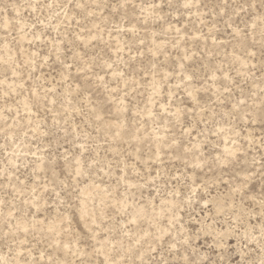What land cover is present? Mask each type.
I'll return each mask as SVG.
<instances>
[{"label": "rangeland", "instance_id": "rangeland-1", "mask_svg": "<svg viewBox=\"0 0 264 264\" xmlns=\"http://www.w3.org/2000/svg\"><path fill=\"white\" fill-rule=\"evenodd\" d=\"M184 4L0 0V264L103 261L93 245L120 264L173 260V211L193 235L213 215L199 197L239 208L238 185L258 215L264 0Z\"/></svg>", "mask_w": 264, "mask_h": 264}, {"label": "snow or ice", "instance_id": "snow-or-ice-1", "mask_svg": "<svg viewBox=\"0 0 264 264\" xmlns=\"http://www.w3.org/2000/svg\"><path fill=\"white\" fill-rule=\"evenodd\" d=\"M79 7H83L82 5H78ZM191 0H185L184 7H190ZM51 7V5H48ZM59 59V57H58ZM35 95V93H34ZM191 96L192 94L189 93ZM240 104H243L244 101H239ZM264 119V116H262ZM264 161V157L261 158ZM255 162V161H254ZM79 163V161H77ZM200 165H197L199 167ZM261 167L264 168V163L261 164ZM80 171L77 170V175H80ZM191 189L187 200L185 201L188 207L192 206L193 199L197 197L198 189L201 187L200 185H195ZM204 191L207 192V187L204 188ZM232 193H241L240 195V207L237 208L235 203V199L233 198L232 204L229 205L228 201L225 200L223 203H218L211 199H205L203 196H200L199 199H204V206L201 211H207L209 213H213L211 217L205 216L200 221V227L196 229L193 235H185L184 225L179 223V219L176 215V211H173L171 218L169 219V230L176 225L179 224V228L176 230V235L172 237L171 242L168 246V253H175V259L167 260L161 258L160 260H156L154 257H150L148 261L144 260V255L141 254L139 257L140 264H231V260H225V256L229 258L233 255V252L228 251L227 249L233 248V245L229 243L232 239L236 241V247L234 248L235 254H238L240 259L236 261V264H264V185H262L261 189V197L258 201L259 203V213L258 215L254 212L253 206L249 205L247 211L243 208V202L247 193L242 191L241 186H236L231 188ZM253 201L256 200V197H251ZM180 205H176L175 209L178 210ZM230 208L231 215L225 221H221L217 219V217H223L225 211ZM253 215H257L258 226H259V235L260 240L257 241L260 245V259L257 261L256 259L250 256L252 251L249 248V242L255 241L256 236L254 235L256 231V224H250V218ZM211 219L212 223H207L206 221ZM225 223L227 227H225ZM251 229V230H250ZM169 230H161L162 235L160 239H163V235L169 234ZM201 234H203L205 241L211 239V244H208V250L211 252L212 250L219 248L222 251L217 253V259H213L209 252L201 253V246H194L192 243L193 238L195 240H199L201 238ZM97 243H100L97 241ZM68 248L67 245H65ZM87 247V245H86ZM93 248V254H101L103 253L105 258L103 261H94L92 259L85 258L87 257V252L80 253L79 250L77 252L72 253L73 255L78 256L79 258L75 261H65L62 264H120L118 260L114 257L110 256L106 251H103V245L100 248L96 246H91ZM183 248V253H181L180 248ZM247 249V251H245ZM113 250H115V246H113ZM71 251V249H69ZM156 249H150V252H155ZM27 264V262H25ZM34 264H38V262H34ZM127 264V261L124 262Z\"/></svg>", "mask_w": 264, "mask_h": 264}]
</instances>
